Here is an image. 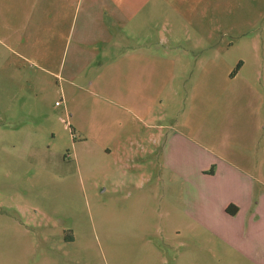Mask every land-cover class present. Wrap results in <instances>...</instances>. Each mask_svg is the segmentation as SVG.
I'll return each instance as SVG.
<instances>
[{
    "label": "rangeland",
    "instance_id": "1",
    "mask_svg": "<svg viewBox=\"0 0 264 264\" xmlns=\"http://www.w3.org/2000/svg\"><path fill=\"white\" fill-rule=\"evenodd\" d=\"M6 1L0 0V264H241L232 247L207 228L195 226L185 213L187 183L164 166L165 151L150 138L158 131L145 128L133 111H122L118 100L103 97L102 86L114 69L101 64L106 56L74 70L69 60L60 68L59 62H40L36 55H28L27 61L11 53L55 49L19 34L21 24L9 20L12 12ZM42 1L50 8L52 30L60 16L54 3H67L63 29L58 31L67 40L71 0ZM168 1L172 8L157 4L150 28L135 29L153 32L155 50H175L184 65H190L183 82L174 87V106H155L158 118L152 122L164 125H172L177 114L187 121L184 102L192 106L197 90L213 99V88L207 85L212 80L228 82L240 62L245 63L240 78H254L253 65L264 50V0ZM133 25L106 37L104 50H111L106 61H122L128 58L124 51L137 50L127 37ZM46 28L41 25L42 39ZM144 41L140 39L139 46ZM169 97L167 93L164 99ZM216 99L210 103L217 105V113H200H211L203 127L229 126L228 120L212 125L223 114L240 113L243 123L255 116L257 106L250 100L231 104V97ZM120 124L123 129L111 128ZM181 129L213 148V133L208 138L206 130L197 136L185 125ZM137 139L141 145L133 144ZM183 148L178 158L189 161L186 170L195 174L201 150L195 144L184 143ZM260 154L248 155L260 163ZM248 168L256 176L264 172L261 166Z\"/></svg>",
    "mask_w": 264,
    "mask_h": 264
},
{
    "label": "crops",
    "instance_id": "2",
    "mask_svg": "<svg viewBox=\"0 0 264 264\" xmlns=\"http://www.w3.org/2000/svg\"><path fill=\"white\" fill-rule=\"evenodd\" d=\"M6 3L7 11L12 12L8 13L9 20L14 19V22L21 24V30H17L19 34L28 37L29 40H42L43 44L49 43L55 49H12L11 53L17 52L27 61L28 55H36L40 62L44 60L52 61L53 64L59 62L60 68L65 67L68 60L71 68L75 70L88 67L97 56L107 57L111 50H104L109 44L106 37L114 34L117 29L122 30L123 33L129 31L127 28L130 22H134V28L132 27L134 31L127 37L139 48L124 51L123 54L128 58L122 61L115 59L114 62H108L106 57L100 60L101 64L108 63V67L114 68L117 76L115 79L114 69H111L112 78L102 86L104 89L102 92L105 94L103 97L109 102L118 100L122 111H133L145 128L158 131L155 139L153 138L155 135L150 138L165 151L164 166L176 170L183 178L182 182L187 183L185 199H183L184 211L197 223L195 226L201 225L224 240L235 250L241 264H264V172L258 169L257 172L261 174L256 176L248 168L264 167V142H260L264 138V50L261 57H258L259 50H255L258 62L253 65L254 78L248 80L240 78L245 67V63L241 62L240 71L230 75L228 82L212 80L207 85L213 88V99H205L203 91L197 90L196 100L192 106L183 101V105L186 106L184 113L188 115L185 117L187 121L177 114L172 125L155 124L152 122L158 118L153 115L155 106L157 104L162 106L165 103L168 106H174V103L178 101V98L173 99L174 95L178 96V91L174 87H178L179 83L183 82V72L188 71L190 65L185 66L183 57L176 54L175 50H155L157 43L154 41L156 35L153 32L135 33V29L143 26L150 28L157 4L172 8L170 1L71 0L69 11L73 8V15L67 40L58 32L63 29L61 17L68 13L67 3L59 4L58 1L54 3V9L60 14L55 22L54 30L48 18L50 8L46 7L44 1L7 0ZM55 17H57L56 14ZM119 18L125 22L122 23ZM42 24L47 27L44 39L41 38ZM113 37L116 38V36ZM140 39L145 41L139 46ZM15 41L18 44V37ZM51 51H54L56 55L51 56ZM210 67L214 68L216 65H210ZM261 77L262 80H258ZM98 87L101 86L98 85ZM167 93H170L171 97L164 99ZM164 94L166 96L163 97ZM226 97H231V104L250 100L254 106H257L253 111L255 116L248 117V123L247 121L243 123L244 119L241 118L244 116L240 113L235 115L232 113L230 117L223 114L216 121L212 120V125L216 122L220 125L224 123V120H228L229 126L216 128V130L203 127L207 125L205 116L211 113L205 116L200 113L212 109L215 110L214 113H217V105L211 104L210 101L217 100L216 98L222 100ZM195 124L198 127L190 129V125ZM184 125L197 136H201L204 130L208 138L213 133L214 149L208 145L199 144L192 139L194 137L191 133L190 135L184 133L181 129ZM109 127H103V129H109ZM117 127L123 129L121 124L111 128L117 129ZM174 127L180 129H174ZM166 129H170L171 133L165 134ZM113 134H117V131H113ZM238 140L241 143H235ZM137 143L141 145L142 142L140 139L133 141V144L137 145ZM184 143L195 144L201 150L200 160L194 162L195 174L186 170L185 165L189 166V161L178 158L179 153L184 149ZM211 151L214 152L213 155L208 153ZM236 151H244V153L236 157L234 154ZM252 151L261 152L260 156L263 159L260 163L250 159L248 154ZM183 168L185 170H182ZM191 184L196 186V191H191Z\"/></svg>",
    "mask_w": 264,
    "mask_h": 264
},
{
    "label": "trees",
    "instance_id": "3",
    "mask_svg": "<svg viewBox=\"0 0 264 264\" xmlns=\"http://www.w3.org/2000/svg\"><path fill=\"white\" fill-rule=\"evenodd\" d=\"M241 66H242V63L240 62V63L236 66V68H235L233 74L238 73V72L240 71V69H241Z\"/></svg>",
    "mask_w": 264,
    "mask_h": 264
}]
</instances>
